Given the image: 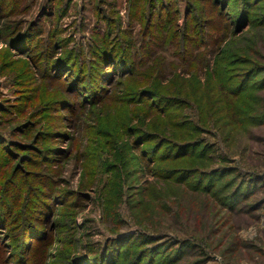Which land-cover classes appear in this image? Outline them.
Instances as JSON below:
<instances>
[{
  "label": "rangeland",
  "instance_id": "obj_1",
  "mask_svg": "<svg viewBox=\"0 0 264 264\" xmlns=\"http://www.w3.org/2000/svg\"><path fill=\"white\" fill-rule=\"evenodd\" d=\"M0 264H264V0H0Z\"/></svg>",
  "mask_w": 264,
  "mask_h": 264
},
{
  "label": "trees",
  "instance_id": "obj_2",
  "mask_svg": "<svg viewBox=\"0 0 264 264\" xmlns=\"http://www.w3.org/2000/svg\"><path fill=\"white\" fill-rule=\"evenodd\" d=\"M33 232L37 234V231H33ZM128 251L130 252L131 250H125V254H124L125 258H126V255H127Z\"/></svg>",
  "mask_w": 264,
  "mask_h": 264
}]
</instances>
